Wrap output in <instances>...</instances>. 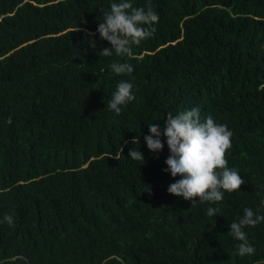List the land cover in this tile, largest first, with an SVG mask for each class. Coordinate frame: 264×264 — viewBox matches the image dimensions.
<instances>
[{"label":"trees","instance_id":"16d2710c","mask_svg":"<svg viewBox=\"0 0 264 264\" xmlns=\"http://www.w3.org/2000/svg\"><path fill=\"white\" fill-rule=\"evenodd\" d=\"M113 2L0 0V221L14 218L0 222V264L264 261V222L245 229L253 255L228 235L245 208L264 215V0H131L158 14L154 36L99 56ZM113 62L134 71L117 76ZM120 80L136 99L117 115L106 105ZM192 108L233 133L228 166L245 184L217 205L169 194L180 177L164 171L166 141L158 154L144 141Z\"/></svg>","mask_w":264,"mask_h":264},{"label":"clouds","instance_id":"9594fccd","mask_svg":"<svg viewBox=\"0 0 264 264\" xmlns=\"http://www.w3.org/2000/svg\"><path fill=\"white\" fill-rule=\"evenodd\" d=\"M158 21L159 16L150 4L146 8H137L131 0L111 3L110 10L103 12L102 22H99L96 29L100 39L107 41L110 47L103 48L98 55L131 56L133 46H139L154 36ZM79 31L78 28L77 32ZM86 35L91 37L95 34L86 32ZM89 43L95 47L94 40ZM110 68L117 76H130L134 71L132 64L127 62H113ZM133 88L134 84L128 80L118 81L106 105L107 109L119 115L122 106L136 99ZM7 123H12L11 117ZM148 128L150 134L144 136L148 150L158 154L166 141L169 156L165 160L167 168L164 171L173 178L180 177L168 187V193L191 202V208L197 203L217 205L223 201L225 193L240 191L245 184L239 170L228 166L227 156L232 148L233 133L212 115L209 114L202 120L199 108L183 110L175 115L169 112L163 128L156 123L149 124ZM136 142L137 138L131 141L132 144ZM121 151L123 152L122 147ZM128 157L133 161H144L142 152L136 148L129 150ZM219 211V207H209L207 215L216 216ZM0 222H7L9 227H14L12 215L5 214ZM262 222L264 215L245 208L243 215L228 225V235L239 242L236 246L239 256L255 253L245 229L254 228ZM257 264H264V261H258Z\"/></svg>","mask_w":264,"mask_h":264}]
</instances>
